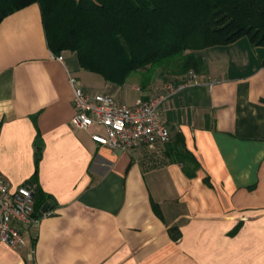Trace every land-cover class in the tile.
I'll return each instance as SVG.
<instances>
[{"label":"crops","instance_id":"obj_1","mask_svg":"<svg viewBox=\"0 0 264 264\" xmlns=\"http://www.w3.org/2000/svg\"><path fill=\"white\" fill-rule=\"evenodd\" d=\"M61 55L38 4L0 24V174L12 191L29 184L43 206L55 202L22 249L0 241V264H264V48L243 38L198 52L199 83L164 102L167 144L183 142L195 178L162 147L114 151L93 142L102 128L71 124L70 76L129 106L186 76L157 73L145 87L134 73L114 86Z\"/></svg>","mask_w":264,"mask_h":264},{"label":"trees","instance_id":"obj_2","mask_svg":"<svg viewBox=\"0 0 264 264\" xmlns=\"http://www.w3.org/2000/svg\"><path fill=\"white\" fill-rule=\"evenodd\" d=\"M33 4L40 6L52 53H76L82 69L114 86L134 73L145 87L157 73L203 74L207 65L198 52L243 38L264 48V0H0V24ZM181 144H167L164 157L195 178L199 163ZM42 206L36 199L37 213Z\"/></svg>","mask_w":264,"mask_h":264},{"label":"built area","instance_id":"obj_3","mask_svg":"<svg viewBox=\"0 0 264 264\" xmlns=\"http://www.w3.org/2000/svg\"><path fill=\"white\" fill-rule=\"evenodd\" d=\"M55 56V55H54ZM63 62V56H55ZM198 76L187 74L179 86H167L168 94L150 100H138L134 106L119 101L109 92L90 94L76 78L70 76L73 92L74 115L71 124L78 130L102 128L92 140L111 150L133 153L145 147L156 151L170 141L171 133L162 116V106L168 97L187 86H196ZM214 83H209L212 88ZM35 196L29 184L11 190L9 182L0 174V241L13 250L22 249L27 242L26 234L39 228L41 220L53 212L37 213Z\"/></svg>","mask_w":264,"mask_h":264},{"label":"water","instance_id":"obj_4","mask_svg":"<svg viewBox=\"0 0 264 264\" xmlns=\"http://www.w3.org/2000/svg\"><path fill=\"white\" fill-rule=\"evenodd\" d=\"M41 144H42V142H41V140H39L38 141V145H41ZM54 204H55L54 201L49 200L46 204H44V206L41 209V212L42 213H47L49 211V209L51 208V206H53Z\"/></svg>","mask_w":264,"mask_h":264},{"label":"rangeland","instance_id":"obj_5","mask_svg":"<svg viewBox=\"0 0 264 264\" xmlns=\"http://www.w3.org/2000/svg\"><path fill=\"white\" fill-rule=\"evenodd\" d=\"M162 147V148H161ZM159 148H161L162 150L166 149V145L165 146H160ZM162 162V161H161ZM154 165V164H153ZM152 166V165H151Z\"/></svg>","mask_w":264,"mask_h":264}]
</instances>
